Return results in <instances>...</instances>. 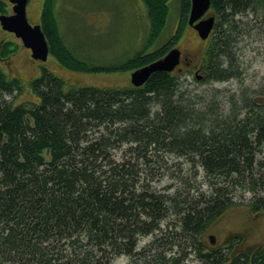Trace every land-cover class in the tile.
Listing matches in <instances>:
<instances>
[{"label": "trees", "instance_id": "1", "mask_svg": "<svg viewBox=\"0 0 264 264\" xmlns=\"http://www.w3.org/2000/svg\"><path fill=\"white\" fill-rule=\"evenodd\" d=\"M142 1L152 44L167 26L170 7L168 0ZM179 2L170 40L117 68L76 60L60 35L55 0H44L40 21L62 68L133 72L180 41L191 0ZM211 2L217 22L206 63L209 77L220 80L228 77L221 66L241 28L218 34L219 16L235 24L229 15H257L264 0ZM2 13L7 11L0 0ZM2 67L11 74L0 63V264H114L121 256H133L135 264H177L191 254L202 264H264V244L208 251L197 241L235 204L237 191L252 194L251 213L264 212V156L258 157L264 153V105L245 96L219 117L216 102L199 110L186 100L181 75L174 73H154L131 89L70 88L47 69L31 82L39 102L13 103L8 97L23 85ZM168 155L185 159L188 170L169 166ZM199 168L208 190L200 189ZM171 169L181 185L174 194L154 185ZM156 232L148 246L137 249L140 237Z\"/></svg>", "mask_w": 264, "mask_h": 264}, {"label": "rangeland", "instance_id": "2", "mask_svg": "<svg viewBox=\"0 0 264 264\" xmlns=\"http://www.w3.org/2000/svg\"><path fill=\"white\" fill-rule=\"evenodd\" d=\"M43 2L44 0H29L27 15L30 23L39 22ZM54 4V13L60 25L56 22L58 27L60 26L59 32L67 49L71 51L76 60L87 61L98 67L117 68L141 51L151 53L159 49L170 40L176 31L181 14L179 0H168L170 12L167 26L161 36L154 43L149 44L150 20L142 0H55ZM228 18H232L235 24L230 23L226 17L219 16L218 34L225 31L229 33L228 30L233 25L241 28L231 37L233 43H230L226 50L229 54L228 59L224 60L221 66L227 69L228 77L220 80L210 78L208 68L200 67L207 52L208 42L201 40L197 33L189 28L190 26L185 27L180 41L175 45L179 46L184 57L190 61L188 64H180L176 70L171 72L174 75H181L178 78V84L186 91V100L195 103L196 109L199 110L205 105L216 102V107L220 108L219 117L223 116V112L228 114L231 104L239 105L240 98L245 96H248L255 104L264 105V6L258 10L257 15L249 10L246 14L237 13L229 15ZM10 39H13L16 44H22L21 40L14 36ZM208 39L211 41L212 36ZM20 50L12 56L10 68H6L23 85L20 93L16 91L14 95L6 96H10L8 100L13 103L39 102V98L32 90L31 82L41 76L43 68L64 79L66 87L70 88L87 86L133 88L130 83L132 74L130 70L114 69L91 74L75 72L61 68L53 54H49L46 62H41L34 59L29 60L30 51L28 49L21 47ZM2 69L4 70L3 67ZM194 71L198 72L197 75H200L201 79L197 78ZM4 72L7 74L5 70ZM127 147L128 145H124L125 149ZM262 149L264 150V147ZM120 156L121 152L118 153V157ZM260 156H264V153H260L258 157ZM166 158L169 166L177 168L181 166L185 170L189 168L183 161L185 159L175 155H168ZM198 172L197 181L200 189L208 190L209 186L203 178V170L199 168ZM176 177V171L171 169L163 173L154 185L159 191L166 190L174 194L181 186ZM251 197V193L236 192L235 204L202 234L204 236L201 244L207 250H210L206 244L211 235L215 236V245L222 247L231 235L245 234L243 235L245 242L243 246L241 245L244 248L252 245L258 246L257 244L264 242V212L259 215L251 213L248 206ZM165 226V222H162L161 227L164 229ZM159 234L156 232L140 237L138 247L148 246ZM168 257L172 256L169 254ZM156 263L154 261V264ZM114 264H135V261L133 256H121L114 261ZM165 264H173V262L168 259ZM177 264H202V262L199 255L191 254Z\"/></svg>", "mask_w": 264, "mask_h": 264}, {"label": "water", "instance_id": "3", "mask_svg": "<svg viewBox=\"0 0 264 264\" xmlns=\"http://www.w3.org/2000/svg\"><path fill=\"white\" fill-rule=\"evenodd\" d=\"M28 0H12L14 6V15L0 16V22L4 30L15 33L21 38L23 43L32 50L36 59L46 61L49 55V45L45 35L39 25L32 26L26 15V5ZM210 0H192V13L188 20L202 40L208 37L210 24L213 17L207 15L210 8ZM180 49L169 51L164 57L160 58L145 67L140 68L132 74V81L140 85L155 72H172L180 63Z\"/></svg>", "mask_w": 264, "mask_h": 264}, {"label": "flooded vegetation", "instance_id": "4", "mask_svg": "<svg viewBox=\"0 0 264 264\" xmlns=\"http://www.w3.org/2000/svg\"><path fill=\"white\" fill-rule=\"evenodd\" d=\"M4 2H5V5H6V11H7V13L5 14L4 13V15H12L13 14V11H12V8H13V10H14V7H13V4H12V2H11V0H3ZM29 2V1H28ZM3 14V13H2ZM2 14H0V15H2ZM36 22H33L32 24L34 25ZM39 23L41 24V21L39 20ZM193 30V29H192ZM211 35H212V32L210 33ZM9 35H10V37L11 36H14L16 39H18V40H20L14 33L12 34V33H9V32H6V31H3L2 29H1V26H0V63H3V64H10V62H11V58H12V56H15L17 53H19L21 50H20V48L21 47H24V48H27L24 44H16L15 43V41L13 40V39H10V37H9ZM14 41V42H13ZM12 43H15V44H12ZM29 50V49H28ZM50 52H51V48H50ZM52 54V53H51ZM1 55H7L6 57H2ZM55 56V55H54ZM56 57V56H55ZM30 59H34V60H38V61H41V62H46V61H42V60H39V59H35V58H33V54H30L29 55V60ZM189 61L190 60H187V58H185L184 57V55H183V52H182V54H181V63L180 64H184V63H186V64H188L189 63ZM206 55H204V57H203V60H202V64L200 65V67L203 69L204 68V66H205V68L207 67V65H206ZM60 67L62 68V66L60 65ZM59 67V68H60ZM60 68V69H61ZM44 69H46V68H43V70ZM48 70V69H47ZM48 72L49 73H52L51 71H49L48 70ZM194 73L197 75L198 74V72L196 71H194ZM10 78H13L14 77V75H12V74H7ZM12 76V77H11ZM243 235H245V234H240V235H231L230 236V240H229V242H228V244H230V245H232V247H234V248H240V246L242 245L243 246V244H244V242H245V240L243 239ZM203 236L204 235H199L198 237H197V241L198 242H201V240H202V238H203ZM138 245H139V243H138ZM241 246V247H242ZM214 247H217L216 245L214 246ZM254 247H256V246H254V245H252V246H250V247H248V248H246L247 249V251H249V250H252ZM220 248H222V247H220ZM220 248H218V249H220ZM138 250H140V249H142V248H137ZM209 251V250H208ZM117 259V258H116ZM115 259V260H116ZM114 260V261H115Z\"/></svg>", "mask_w": 264, "mask_h": 264}, {"label": "bare ground", "instance_id": "5", "mask_svg": "<svg viewBox=\"0 0 264 264\" xmlns=\"http://www.w3.org/2000/svg\"><path fill=\"white\" fill-rule=\"evenodd\" d=\"M29 1V0H28ZM11 2H12V0H11ZM210 2H211V0H210ZM211 5H212V2H211ZM211 5H210V8H209V10H208V13H207V15H210V17H213V22L210 24V27H209V30H208V37L207 38H209L210 36H211V32L214 30V28H215V25H216V22H217V16H216V13L211 9ZM191 9H192V0H191ZM190 9V12H189V16H188V20H189V18L191 17V13H192V10ZM4 14H2L1 16H3ZM31 25L32 26H37V25H39L40 27H41V30H42V32H43V34L45 35V38L49 41V39L47 38V36H46V34H45V32L43 31V26H42V23L40 24L39 22H36L34 25L31 23ZM25 45V44H24ZM176 45V44H175ZM26 46V45H25ZM27 47V46H26ZM49 49H50V46H49ZM175 49H177V47L176 46H174V47H172L171 48V50H175ZM171 50H169V51H171ZM180 52H181V54H182V51L181 50H179ZM33 58H35L34 56H33ZM36 59V58H35ZM39 60H41V59H39ZM158 61V60H157ZM180 63H181V57H180ZM179 63V64H180ZM206 65H207V63H206ZM139 70V69H138ZM135 71H137V70H135ZM135 71H133L132 72V74L135 72ZM155 73H157V72H155ZM166 73H169V72H166ZM132 74H131V77H130V83L133 85V87H142L148 80H149V78L154 74H151L146 80H145V82H143L142 84H140V85H136L133 81H132ZM198 77V79H201V76L200 75H197Z\"/></svg>", "mask_w": 264, "mask_h": 264}]
</instances>
